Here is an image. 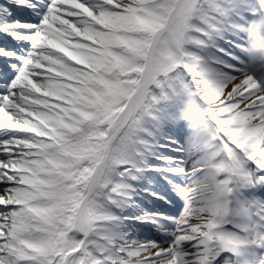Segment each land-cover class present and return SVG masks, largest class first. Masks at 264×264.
I'll use <instances>...</instances> for the list:
<instances>
[{
  "label": "snow or ice",
  "instance_id": "obj_1",
  "mask_svg": "<svg viewBox=\"0 0 264 264\" xmlns=\"http://www.w3.org/2000/svg\"><path fill=\"white\" fill-rule=\"evenodd\" d=\"M0 264H264V0H0Z\"/></svg>",
  "mask_w": 264,
  "mask_h": 264
}]
</instances>
